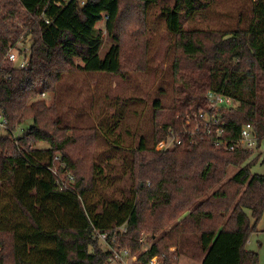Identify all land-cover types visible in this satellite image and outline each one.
<instances>
[{
	"label": "trees",
	"instance_id": "obj_1",
	"mask_svg": "<svg viewBox=\"0 0 264 264\" xmlns=\"http://www.w3.org/2000/svg\"><path fill=\"white\" fill-rule=\"evenodd\" d=\"M214 1L0 0V115L9 132L0 137V264H106L109 253L95 231L111 239L121 227L126 232L117 239L133 253L142 251V234H152L143 261L160 256L163 264H179L192 236L201 264H259L247 245L264 215V175L253 173L260 157L224 151L186 117L207 109L209 91L229 97L238 106L223 115L225 129L238 137L251 125L261 148L264 0H249L250 16L229 30L194 27ZM153 7L175 37L172 104L155 102L152 135L136 134L126 149L116 143L125 156L98 164L94 144L107 136L99 127L62 126L59 86L78 73L127 79L142 69L133 61ZM125 13L137 25L130 32L122 30ZM103 21L113 45L101 58ZM21 42L30 43L26 69L8 60ZM113 123L111 132L123 115ZM21 129L26 133L16 137ZM170 135L183 144L158 150ZM80 162H91L90 173ZM65 164L76 177L68 184L55 172ZM231 168L238 171L227 178ZM159 231L165 233L156 241Z\"/></svg>",
	"mask_w": 264,
	"mask_h": 264
},
{
	"label": "rangeland",
	"instance_id": "obj_2",
	"mask_svg": "<svg viewBox=\"0 0 264 264\" xmlns=\"http://www.w3.org/2000/svg\"><path fill=\"white\" fill-rule=\"evenodd\" d=\"M250 13L249 0H215L209 11L196 15L193 26L200 29L229 30L238 23L240 18L246 20ZM147 19L149 32L144 39L142 51L133 61L134 63L139 62L137 65L142 69L133 73L130 71V77L127 79L109 75L78 73L71 77H65L59 86V101L64 112L62 126L69 128V131L74 127L86 129L99 127L102 135L107 136L108 140L102 136L94 144L93 158L96 163L101 165H104L108 160L113 161V159L125 156L123 150H117L114 147L116 143L126 149L134 144L135 139H138V137L135 138L136 134L147 139L152 135L155 102L159 101L164 107H169L172 104L175 37L166 32L164 22L159 18L156 7L148 11ZM15 25L21 26L20 20H17ZM121 25L122 30L124 28L126 32L137 28L136 24L131 25L128 13L123 16ZM97 29L102 32L105 39L104 47L100 53L101 58H104L112 47L113 40L109 38L105 30L104 21L97 25ZM29 44L21 42L16 45L13 53L18 56L19 60H22L24 55L23 52L19 53L20 49L29 55ZM53 101L52 97L47 98L48 104ZM120 114L123 115V123L120 128H115L111 132V126L114 125L115 118ZM2 121L0 119V137H6L9 132L1 126ZM30 125L29 121L21 128L27 129ZM22 129L15 134L16 137H21L26 133ZM44 146L46 145H40V147ZM255 156L260 159L253 167V173L264 175V140L261 148L254 151L253 157ZM80 165L83 173H90L91 162H80ZM237 171L238 169L231 168L227 178H231ZM55 172L66 184L76 179L75 173L69 171L67 164L60 165ZM179 220L171 223L165 231H170ZM259 223L257 227L260 225ZM165 231L157 232L154 239L160 240ZM142 236L146 239V247L149 248L152 243L150 239L152 234L144 232ZM186 242L188 254L180 256L179 264H201L203 253L198 248L196 239L190 236ZM170 251L173 252L174 248H171Z\"/></svg>",
	"mask_w": 264,
	"mask_h": 264
},
{
	"label": "built area",
	"instance_id": "obj_3",
	"mask_svg": "<svg viewBox=\"0 0 264 264\" xmlns=\"http://www.w3.org/2000/svg\"><path fill=\"white\" fill-rule=\"evenodd\" d=\"M14 50H11L8 54V60L14 64H18L19 68L26 69L28 66V54L23 50V58L22 60H19L18 56L13 53ZM42 97L44 98L45 95ZM205 98L207 102V109H202L193 113V115H188L186 117L187 122L194 125L199 123L204 128V131H207L209 135H213L215 146L223 149L224 151L254 152L257 149V139L251 125L244 126L240 130L238 137L235 136V131L229 132L224 127L223 115L227 112L235 110L238 106L237 102L213 91H209ZM0 119L3 120L1 126L6 127L7 121L1 115ZM234 136L235 139H233ZM182 144L183 142L181 139L174 135H170L166 140L162 141L158 145L157 149L167 150L173 148L174 146H181ZM61 180L64 181L63 179ZM125 232L126 227H121L114 234L113 238L110 239L106 233L95 231L94 239L97 240L98 243H101L109 253L106 264H163L162 257L160 256H155L147 261H143L141 259L140 253L148 251L145 244L146 239L143 236L140 240L142 243V251L139 253H133L129 247L122 245L117 239V233L123 234Z\"/></svg>",
	"mask_w": 264,
	"mask_h": 264
},
{
	"label": "crops",
	"instance_id": "obj_4",
	"mask_svg": "<svg viewBox=\"0 0 264 264\" xmlns=\"http://www.w3.org/2000/svg\"><path fill=\"white\" fill-rule=\"evenodd\" d=\"M259 224L250 236L247 249L254 252L258 251L259 264H264V215Z\"/></svg>",
	"mask_w": 264,
	"mask_h": 264
}]
</instances>
